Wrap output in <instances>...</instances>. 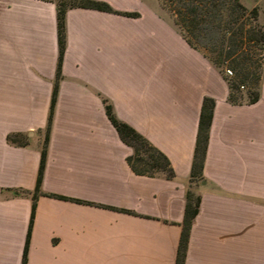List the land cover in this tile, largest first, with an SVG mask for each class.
Returning a JSON list of instances; mask_svg holds the SVG:
<instances>
[{
    "label": "crops",
    "instance_id": "1",
    "mask_svg": "<svg viewBox=\"0 0 264 264\" xmlns=\"http://www.w3.org/2000/svg\"><path fill=\"white\" fill-rule=\"evenodd\" d=\"M106 1L140 15L67 10L27 264H175L205 95L216 106L204 178L191 185L202 198L185 264H264V72L259 100L236 104L217 64L159 1ZM242 1L258 4L264 23V0ZM56 6L0 0V264L24 255L58 64ZM105 98L169 156L173 178L133 170ZM14 132L27 144L8 141Z\"/></svg>",
    "mask_w": 264,
    "mask_h": 264
},
{
    "label": "trees",
    "instance_id": "2",
    "mask_svg": "<svg viewBox=\"0 0 264 264\" xmlns=\"http://www.w3.org/2000/svg\"><path fill=\"white\" fill-rule=\"evenodd\" d=\"M53 1L57 3L59 56L49 117L45 128V140L42 143L38 178L32 191V215L26 236L22 264H27L28 241L31 236L33 217H35L36 201L40 194L45 193L41 188V182L46 166L48 141L50 140V131L54 119L55 104L58 99L59 83L63 77L62 64L67 45V10L74 6H84L85 8L118 12L127 16L140 15L138 10L117 9L106 0ZM160 1L161 5L168 10L179 25L183 37L217 64L229 83V100L236 104L257 102L261 95L260 88L264 72V23L259 18L260 6L256 4L249 7L242 0ZM225 65L233 70V74L229 75L225 72ZM246 86L248 88L246 94H244L241 88ZM214 106H216V98L212 95H205L200 111L190 183L186 193L187 202L185 203V214L175 264H185L192 222L199 212L202 197L191 185L204 178L203 167L210 140V125L213 121ZM105 109L122 140L133 148V152L128 155L127 159L134 171L145 175L163 173L168 178H173L176 175V170L169 156L148 137L139 132L137 128L121 120L107 98H105ZM27 140L28 136L23 132L8 134V141L12 143L25 145L28 142ZM14 192L26 194L31 191L15 188ZM46 194L67 198V196L53 192Z\"/></svg>",
    "mask_w": 264,
    "mask_h": 264
},
{
    "label": "rangeland",
    "instance_id": "3",
    "mask_svg": "<svg viewBox=\"0 0 264 264\" xmlns=\"http://www.w3.org/2000/svg\"><path fill=\"white\" fill-rule=\"evenodd\" d=\"M158 1L161 3V1L160 0H142V7L143 6H145V5H147V4H154V3H158ZM264 3V2H263ZM250 7V6H249ZM225 68H228L226 65H225ZM224 68V69H225ZM247 88H248V86H246L245 88H241V91L244 93V94H246V91H247Z\"/></svg>",
    "mask_w": 264,
    "mask_h": 264
},
{
    "label": "built area",
    "instance_id": "4",
    "mask_svg": "<svg viewBox=\"0 0 264 264\" xmlns=\"http://www.w3.org/2000/svg\"><path fill=\"white\" fill-rule=\"evenodd\" d=\"M225 72H226L227 74H229V75L233 74V70H232L230 67L225 68ZM243 87H244V85H243Z\"/></svg>",
    "mask_w": 264,
    "mask_h": 264
}]
</instances>
